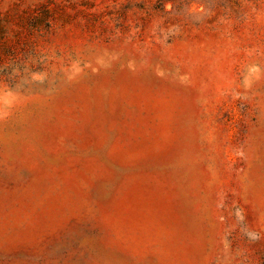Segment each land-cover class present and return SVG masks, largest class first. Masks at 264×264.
<instances>
[{
    "label": "rangeland",
    "instance_id": "rangeland-1",
    "mask_svg": "<svg viewBox=\"0 0 264 264\" xmlns=\"http://www.w3.org/2000/svg\"><path fill=\"white\" fill-rule=\"evenodd\" d=\"M0 264H264V0H0Z\"/></svg>",
    "mask_w": 264,
    "mask_h": 264
}]
</instances>
